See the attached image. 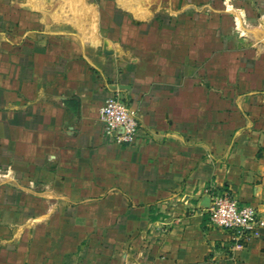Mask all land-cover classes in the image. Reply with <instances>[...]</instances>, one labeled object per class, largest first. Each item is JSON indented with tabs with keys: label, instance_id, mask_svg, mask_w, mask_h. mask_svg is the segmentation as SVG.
Segmentation results:
<instances>
[{
	"label": "crops",
	"instance_id": "1",
	"mask_svg": "<svg viewBox=\"0 0 264 264\" xmlns=\"http://www.w3.org/2000/svg\"><path fill=\"white\" fill-rule=\"evenodd\" d=\"M231 1L234 15L249 3L247 10L257 23L252 32L257 44L250 58L234 65L250 73L234 85L241 90L245 84L264 85V0ZM121 6L142 22L154 16L147 7L135 13ZM179 15L173 12L166 17L176 22ZM62 23L67 26L49 34L62 44L44 49L47 55L43 50L41 63L32 67L30 76L18 78L13 73V89L0 93L1 156L13 160L16 174L43 185L41 205L31 209L45 214L62 204L65 210L66 203H85L112 220L120 214L123 235L133 231L135 237L151 227L155 240V229L161 227L158 221H169L165 241L152 244L148 255L168 256V264H208L205 256H234L218 264H264V228L257 229L242 250L212 252L211 245L223 246L228 235L212 229L207 209L200 205L206 196L231 191L242 205L253 206L264 216V153L259 152L263 149L258 145V130L237 129L227 138V112L209 111L208 94L199 98L195 93L192 62L185 56L179 64L177 45L166 50V59L159 46L154 49L150 38L156 36V29L126 30L122 40L115 41L107 29L104 35L97 15L79 19L74 14ZM194 31L177 26L174 34L189 37ZM136 35L143 44L137 51L125 50V41ZM223 35L218 30L219 43ZM190 46L186 43L181 52ZM185 69H190L186 75ZM255 91L250 87L237 96L245 102L263 97ZM115 96L138 121V137L132 144H115L104 134L100 110ZM194 101L201 108L195 109ZM211 118L215 124L210 129ZM187 186L194 194L184 195L192 200L188 209L173 201ZM205 187L211 190L203 192ZM115 222L110 223L112 228Z\"/></svg>",
	"mask_w": 264,
	"mask_h": 264
},
{
	"label": "rangeland",
	"instance_id": "2",
	"mask_svg": "<svg viewBox=\"0 0 264 264\" xmlns=\"http://www.w3.org/2000/svg\"><path fill=\"white\" fill-rule=\"evenodd\" d=\"M224 2L225 0H0V93L13 89L15 72L18 78L30 76L33 73L32 67L41 63L42 51L49 45L57 47L62 44L58 41L59 38L55 39L56 37L49 34H56L58 28L63 29L72 15L76 14L79 19L97 15L104 35L107 29L109 37L115 41H121L126 30L152 28L157 33L150 39L154 40L155 50L159 46L163 59L169 58L166 50L168 52L171 46L177 45L175 50L179 49V64L185 56L192 62L193 75L190 76H193L195 93L199 98L208 94L211 101L209 111L220 108L227 112V123L224 127L226 137L232 138L233 132L241 128L251 133L258 130V145L263 149V152H259L262 154L264 85L245 84L242 90L234 85L241 77L250 73L248 70L235 69L234 65L236 62L244 63L250 58L253 44H257L256 35L252 34L257 23L247 10L249 3L243 4L242 12L239 9L234 15L236 7H228ZM122 3L135 13L142 8H150L154 16L152 14L148 22L133 19V13L123 9ZM173 12L181 14L176 22L166 17ZM80 23L83 24L82 21ZM175 26L182 30L188 27L195 31L189 37L180 33L175 35ZM218 30L224 34L220 37V43L217 41ZM139 37L136 35L129 38L131 42L126 40L125 50L130 48L131 52L132 49L137 51L140 43L143 44V41L138 42ZM186 43L191 45L190 49L182 53L181 47ZM52 49L50 55L54 59L56 56ZM45 50L43 52L47 55ZM189 70L185 69L184 75ZM250 87L263 97L246 102L243 101V96L238 98L237 92H243ZM207 103L204 104L207 106ZM199 105L194 101L195 109L201 108ZM213 122L211 118L210 129L215 124ZM248 136L246 140H249ZM1 154L3 149L0 150V264H155L152 258L158 262L156 264H168L165 261L168 256L148 255L153 251L152 244L165 241L162 238L170 231L169 221L162 220L167 226L161 220L158 221L163 229H155L158 235L155 240L154 229L151 227L145 228L135 237L132 234L137 233L133 231L129 236L123 235L120 214H116L112 220L105 212L99 213L91 205H84L85 203H66L65 210L62 204L53 213L33 211L31 208L38 205V202L41 203L39 199L43 196L41 181L31 180L24 174H16L13 160H9L7 156L3 158ZM209 159L212 160V157ZM188 188L187 186L183 189L180 196L171 199L187 209L190 208L192 200L190 201V197L186 200V196L193 194ZM204 189L203 192L206 189L211 190L208 187ZM198 191L199 188L195 193ZM227 193L239 200L231 191ZM178 197L179 201L176 200ZM45 205L50 206L47 203ZM148 215L154 217V214ZM173 215L176 216L175 211ZM52 220L55 222L53 225ZM114 220L115 227L112 228L110 223ZM213 227L212 229L223 232L221 228ZM256 230L251 233L250 238L256 235ZM225 234L228 239H223L226 240L224 245L212 244V252L220 249L224 253H232L234 249L242 250L250 240L249 238L243 246H238L233 236L228 232ZM233 257L205 256V259L208 264H218L223 259L233 260Z\"/></svg>",
	"mask_w": 264,
	"mask_h": 264
},
{
	"label": "built area",
	"instance_id": "3",
	"mask_svg": "<svg viewBox=\"0 0 264 264\" xmlns=\"http://www.w3.org/2000/svg\"><path fill=\"white\" fill-rule=\"evenodd\" d=\"M225 5L233 7L231 0ZM105 136L118 144H132L139 133L134 112L119 97H110L100 110ZM207 209L210 224L230 233L238 246H243L254 230L264 227V217L257 208L242 205L227 192L212 194Z\"/></svg>",
	"mask_w": 264,
	"mask_h": 264
},
{
	"label": "water",
	"instance_id": "4",
	"mask_svg": "<svg viewBox=\"0 0 264 264\" xmlns=\"http://www.w3.org/2000/svg\"><path fill=\"white\" fill-rule=\"evenodd\" d=\"M210 202H211V199L210 197L206 196L202 199L201 201V207H203L204 209H208L210 207Z\"/></svg>",
	"mask_w": 264,
	"mask_h": 264
}]
</instances>
